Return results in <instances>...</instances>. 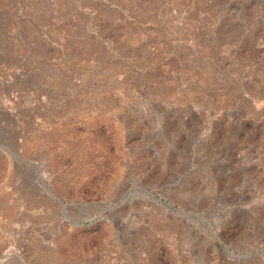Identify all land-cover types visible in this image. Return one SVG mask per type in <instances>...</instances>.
Segmentation results:
<instances>
[{"label":"rangeland","instance_id":"1","mask_svg":"<svg viewBox=\"0 0 264 264\" xmlns=\"http://www.w3.org/2000/svg\"><path fill=\"white\" fill-rule=\"evenodd\" d=\"M0 252L264 264V0H0Z\"/></svg>","mask_w":264,"mask_h":264},{"label":"bare ground","instance_id":"2","mask_svg":"<svg viewBox=\"0 0 264 264\" xmlns=\"http://www.w3.org/2000/svg\"><path fill=\"white\" fill-rule=\"evenodd\" d=\"M154 206V205H153ZM161 207V206H160ZM181 219V218H180ZM183 223V222H182ZM175 224V223H174ZM181 225V224H180ZM188 225H189V223H188ZM174 226H176V225H174ZM182 227V226H181ZM180 227V228H181ZM185 227V226H184ZM170 228V227H169ZM172 228V227H171ZM179 228V229H180ZM174 232V231H173ZM176 232V231H175ZM211 232V231H210ZM160 233V232H159ZM178 233H179V231H178ZM161 234V233H160ZM159 234V235H160ZM182 234V233H181ZM213 234V233H212ZM190 235V234H189ZM191 235H194V234H191ZM195 235H197V234H195ZM161 236V235H160ZM166 238V237H165ZM213 238V237H212ZM179 239V238H178ZM189 239V238H188ZM198 239H200V238H198ZM181 240H182V238H181ZM194 240V239H193ZM207 240H209V239H207ZM187 241H189V240H187ZM200 241V240H199ZM36 242V241H35ZM35 242H34V244H35ZM178 242H179V240H178ZM180 243V242H179ZM189 243V242H188ZM7 244V243H6ZM29 244V243H28ZM10 246H11V244H9ZM6 246V245H5ZM12 246H13V244H12ZM7 248V250H6V252L5 253H7V254H9L11 251H10V249H12V247H6ZM24 248H27V245H22V249L24 250ZM26 250V249H25ZM1 253V252H0ZM2 254V253H1ZM7 254H5V255H7ZM146 254V253H145ZM216 255V254H215ZM4 256V255H3ZM1 257V256H0ZM210 259V258H209Z\"/></svg>","mask_w":264,"mask_h":264}]
</instances>
